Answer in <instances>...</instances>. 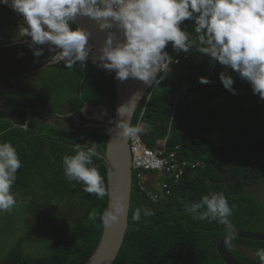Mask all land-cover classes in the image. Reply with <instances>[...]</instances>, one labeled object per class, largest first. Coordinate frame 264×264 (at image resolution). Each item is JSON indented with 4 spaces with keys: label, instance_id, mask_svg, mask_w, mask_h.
Instances as JSON below:
<instances>
[{
    "label": "trees",
    "instance_id": "obj_1",
    "mask_svg": "<svg viewBox=\"0 0 264 264\" xmlns=\"http://www.w3.org/2000/svg\"><path fill=\"white\" fill-rule=\"evenodd\" d=\"M181 27L195 37L194 20H185ZM165 50L177 61L156 82L147 101L146 94L141 98L132 124L143 110L141 119L146 130L141 137L146 145L152 146L156 139L168 134L169 143L180 146V156L188 162L198 161L199 165L186 168L175 183L167 179L173 187L155 202L137 187L133 171L127 227L112 264H224L215 244L227 231L225 226L193 219L185 211V204L222 192L229 205H234L229 217L233 228L252 230L263 222L257 218L264 212V193L256 195L253 187L264 185V100L235 71L199 54L195 48L177 53L169 42ZM48 58L47 54L43 63ZM55 66L60 67V94L55 92V107L52 102L41 107L42 115L57 117L67 112L82 117L80 108L84 104H102L114 117L113 71L92 63H77L72 69L65 68L64 63L44 68ZM222 72L232 76L235 94L223 87ZM201 77L209 83H201ZM44 81L47 87L52 84ZM5 122L10 121L0 118V141L12 143L22 161L12 192L24 207L23 212L33 219L23 239L35 236L48 253L32 257L18 246L10 249L0 264H82L99 240L100 216L106 209L107 196L98 199L86 193L82 183L68 181L62 160L64 155L73 154L77 144L84 149L94 147L97 156L93 164L106 186L105 162L98 156L104 153L106 128L63 126L57 122L53 125L34 116L23 127ZM40 199L55 209L58 203L59 211L41 210L37 201ZM145 207L155 214L145 217L142 212L141 221L134 222L133 211ZM15 213L16 210L7 212L6 217ZM232 241L249 243L254 248L249 258L244 254L234 257L226 247L238 262L259 264L255 252L264 248V241L233 238L229 242Z\"/></svg>",
    "mask_w": 264,
    "mask_h": 264
},
{
    "label": "clouds",
    "instance_id": "obj_2",
    "mask_svg": "<svg viewBox=\"0 0 264 264\" xmlns=\"http://www.w3.org/2000/svg\"><path fill=\"white\" fill-rule=\"evenodd\" d=\"M0 4L25 20L27 26L21 27L20 32L29 37L30 46L27 47H32L34 56L43 55V48L47 49L49 58L40 67L64 63L65 68L72 69L77 63L81 66L92 63L108 71L114 70L120 81L133 78L152 85L161 71L168 70L172 59H176L165 50L171 42L177 53H188L195 48L199 54L232 69L264 100V0H0ZM77 16L98 21L101 30H110L115 25L124 38L117 40L115 33L110 31L98 58L92 61L90 32L71 26ZM188 19L195 22V37L181 27ZM37 45L43 48L35 47ZM220 80L225 89L235 94L231 75L222 72ZM200 82L209 83L205 77H201ZM151 91L145 93L146 99ZM0 97V108L11 106L2 95ZM137 98L136 93L128 104L117 109L124 117L116 125L120 137L136 138L146 130L145 121L143 127L132 124L128 118L130 104ZM101 105L84 104L80 112L105 108ZM167 143L171 145L169 140ZM96 156L94 147L84 149L77 144L73 154L64 155L62 166L68 181L82 183L86 193L103 199L110 193L98 167L93 164ZM21 167L22 161L13 144L0 141V213L11 212L17 205L12 186ZM151 198L153 202L157 199L156 196ZM127 208L124 196L115 197L100 216L102 225L107 228L119 222ZM233 208L222 192H212L197 202L185 204V211L193 219L215 221L230 233L233 225L229 217L233 215ZM142 212L145 217L155 214L147 207L136 208L132 220L141 221ZM255 255L259 264H264V248L257 249Z\"/></svg>",
    "mask_w": 264,
    "mask_h": 264
},
{
    "label": "rangeland",
    "instance_id": "obj_3",
    "mask_svg": "<svg viewBox=\"0 0 264 264\" xmlns=\"http://www.w3.org/2000/svg\"><path fill=\"white\" fill-rule=\"evenodd\" d=\"M2 5L0 4L1 36L5 32L6 26L9 28L13 20H18L17 25L19 28L24 26L20 17H15L11 10L7 7L6 9ZM11 29L13 31L11 35H17V32L15 33L16 27L14 28V25L11 26ZM37 47L39 46L37 45ZM27 48L28 50L23 46L13 47L11 50L0 48V95L6 97V103L11 106L28 107L33 111L40 110V112H35L34 114L31 113V117L27 119L26 123L34 116L39 120L50 122L53 125L57 122V124L63 126L78 125L88 128L103 126L106 128V126L110 124L109 120H111V116L107 108H103L105 113L95 109L96 107L92 108L95 109L94 112L84 110L81 113L82 117L77 114L71 115V113L67 112L61 115H56L57 117L54 115H42L43 111L41 107L48 102H52L53 107H55V92L58 95L60 94L62 79L57 76L60 67L55 66L50 69L40 67V64L43 63L44 59L40 56H34L31 47V49L29 47ZM45 79L52 83L49 87H47L48 84L44 81ZM52 86L54 91H52ZM3 105H5V103H3ZM98 114L104 117L99 118ZM263 186L264 185L261 184L253 187V189L256 190V195L261 197V194L264 193V188H261ZM45 197L46 196H44V198ZM54 199L55 198H51V200ZM37 201L38 207H40L41 210H52L55 213L59 211L57 208L59 205L55 201L53 202L57 205L56 209L54 206L47 207L45 205V199ZM13 210H16V213L12 217H6L7 212L0 213V259H2L10 249L18 246L23 253L28 256L36 257L46 255L48 252L45 253L47 250L44 248L43 242L39 241L35 236L32 235L23 239V234L29 227H31L33 219L23 212L24 207L19 205L18 202ZM58 219H60V216ZM57 221L60 222V220ZM257 221L263 222L252 227V230L250 231L264 232V212H261L258 215ZM226 247L234 257L244 254L245 257L250 258L254 255V248H252L249 243L232 241L229 242Z\"/></svg>",
    "mask_w": 264,
    "mask_h": 264
},
{
    "label": "water",
    "instance_id": "obj_4",
    "mask_svg": "<svg viewBox=\"0 0 264 264\" xmlns=\"http://www.w3.org/2000/svg\"><path fill=\"white\" fill-rule=\"evenodd\" d=\"M8 6V5H7ZM9 7V6H8ZM75 27H83L90 32V41L93 48L90 52V58H98L100 49L103 46L109 32H114L117 40H123L122 32L114 25L112 29L101 30L99 22L92 20L87 16H77L72 22ZM96 62H99L98 59ZM116 90V109L114 117L110 124L106 126L107 138L105 142L104 153L99 154L105 162L106 188L110 195L107 196L106 209L111 206L112 200L117 196H124L129 207V196L131 190L132 172L130 167V154L128 149V139L120 137V129L116 127L117 121L123 119L117 109L128 104L134 94L138 98L130 104L131 113L128 117L132 121L134 111L141 98L146 92L151 91L152 85L129 78L125 81H119L113 70ZM101 105V104H100ZM102 106V105H101ZM29 110L14 106H3L0 108V118L9 120L13 125L25 126L29 117ZM105 209V210H106ZM128 208L120 221L114 223L111 227L102 225L99 240L88 258L82 264H112L121 246L125 230L127 227ZM234 238H241L251 241H264V232L250 231L247 229L233 228L231 233L226 231L220 236L215 244L216 253L224 264H241L226 249L227 243Z\"/></svg>",
    "mask_w": 264,
    "mask_h": 264
},
{
    "label": "built area",
    "instance_id": "obj_5",
    "mask_svg": "<svg viewBox=\"0 0 264 264\" xmlns=\"http://www.w3.org/2000/svg\"><path fill=\"white\" fill-rule=\"evenodd\" d=\"M45 46L49 48L48 45ZM175 62L176 59H172L168 70ZM167 71H161L156 82L165 75ZM148 97L149 96H147V99ZM142 112L143 110L140 111L134 125L140 124L144 127V122L141 119ZM167 142L168 134L162 138L156 139L152 147L144 143L141 135L136 138L128 139L131 169L136 171V185L142 192H145L146 196L151 201H153L151 198L152 196H156L158 199L164 194L169 193L173 184L168 182L167 179H172L175 183L186 168L199 165L198 161L188 162L183 156H180L181 149L178 144L167 146Z\"/></svg>",
    "mask_w": 264,
    "mask_h": 264
},
{
    "label": "flooded vegetation",
    "instance_id": "obj_6",
    "mask_svg": "<svg viewBox=\"0 0 264 264\" xmlns=\"http://www.w3.org/2000/svg\"><path fill=\"white\" fill-rule=\"evenodd\" d=\"M18 22L14 21L11 22L10 24V27L8 28L6 26L5 28V32L3 33L2 37L5 36V35H8V34H12L13 31L11 29V26L14 25V28L16 27V31L15 33L17 32V35H11V38H8L10 40H7L3 37L2 41H0V47L1 48H10V50L13 48V47H19V46H30V43H28V40H25L24 38H22V35H21V32H20V28L18 27ZM12 39V40H11ZM28 43V44H27ZM39 47H43L42 45H38ZM37 47V46H35ZM30 48V47H29ZM32 48V47H31ZM30 48V49H31ZM44 49V53L43 55H41L40 57H45L47 55V49L43 48ZM33 51V50H32ZM99 117V115H98ZM100 118V117H99Z\"/></svg>",
    "mask_w": 264,
    "mask_h": 264
},
{
    "label": "crops",
    "instance_id": "obj_7",
    "mask_svg": "<svg viewBox=\"0 0 264 264\" xmlns=\"http://www.w3.org/2000/svg\"><path fill=\"white\" fill-rule=\"evenodd\" d=\"M3 7H5L6 8V6H4V5H2ZM7 9V8H6ZM14 14V13H13ZM15 15V17H17V15L16 14H14ZM1 20V19H0ZM27 25H25V26H23V27H26ZM5 39H7V40H10V39H8V38H11V35L10 34H8V35H5V36H3ZM3 37L0 35V41H2V39H3ZM22 38H24L25 40H28V36H22ZM12 40V39H11ZM1 48V47H0ZM25 48L27 49V46H25ZM2 49H4V50H7V49H10V48H2ZM43 59H45V58H43ZM1 84H3V83H1ZM1 98V97H0ZM2 99L3 100H6L7 101V98L6 97H4V96H2ZM146 101H147V99H146ZM155 144V143H154ZM154 144L152 145V146H154ZM152 146H150V147H152Z\"/></svg>",
    "mask_w": 264,
    "mask_h": 264
},
{
    "label": "bare ground",
    "instance_id": "obj_8",
    "mask_svg": "<svg viewBox=\"0 0 264 264\" xmlns=\"http://www.w3.org/2000/svg\"><path fill=\"white\" fill-rule=\"evenodd\" d=\"M8 5V4H7ZM9 6V5H8ZM20 20H22V22L24 23V26L26 25V22H25V20H23V19H20ZM120 81V80H119ZM121 82V81H120ZM97 110H100L102 113H105V110L103 109V108H101V107H99V108H97ZM94 112V111H93ZM95 114V113H94ZM96 115V114H95ZM99 115V117L101 118V117H104V116H102V115H100V114H98Z\"/></svg>",
    "mask_w": 264,
    "mask_h": 264
}]
</instances>
